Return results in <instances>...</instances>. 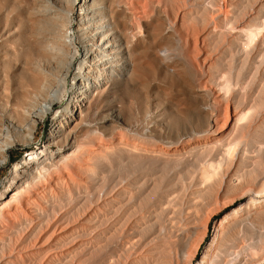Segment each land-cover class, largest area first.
Returning a JSON list of instances; mask_svg holds the SVG:
<instances>
[{
	"label": "rangeland",
	"instance_id": "obj_1",
	"mask_svg": "<svg viewBox=\"0 0 264 264\" xmlns=\"http://www.w3.org/2000/svg\"><path fill=\"white\" fill-rule=\"evenodd\" d=\"M147 1L148 10L135 12L138 19L131 28L132 38L144 44L138 75L131 80L125 79L126 75H118L114 84L121 87L118 93L103 97L84 112L75 141L84 165H76L73 180H57L52 184L41 201L42 209L34 216L37 227L49 225L50 231L53 227L61 228L53 244L62 251L48 256L53 264H180L178 238L183 236L192 242L203 232L193 264L210 238L216 220L230 207L215 202L218 181L230 190L240 180L255 174L251 169L258 153L255 146L248 145L245 136L217 145L206 133L192 129L193 133L186 138L196 137L199 141L179 148L177 141L171 143L162 132L150 135L141 131L149 123L150 128L156 124L164 127L152 115L154 104L171 119L179 117V128L183 123L188 129L191 108L198 103L193 84L202 82L207 87L214 86L217 64L232 60L233 72L249 83L247 106L242 110L243 123L258 116L264 108V98H261L264 93V0H226L225 8L220 7L221 0H184L191 16L181 28L190 36L195 30L202 31L204 36L206 64L200 65L197 73L183 56H175L172 65L167 66L160 60L161 50L157 57L153 54L151 46L158 24L164 23L160 27L163 32L168 27L161 4L167 7L170 0H162L161 4ZM39 2L0 0V122L13 137L9 157L0 165V179L11 170L13 162L20 161L31 150L44 149L43 144L51 150L57 147L46 142L52 128V112L32 113L30 135L19 126L18 137L25 136L27 143L13 135L12 125L16 123L13 110L9 114L5 112L10 110L8 104L18 99L33 103L40 98L31 90L37 85L29 80L26 68L33 59L30 53L36 55L35 36L30 33L37 26L32 22L37 18L35 10L40 7ZM47 2L50 8L55 6L54 0ZM237 25L241 28H236ZM188 50L200 63L202 57L195 55L196 50L192 46ZM211 57L213 60L209 62ZM233 93L234 100L241 102L243 91L237 83L233 85ZM117 95L132 101L131 107L121 110ZM59 107L60 102L55 101L51 109ZM146 111L151 116H143ZM135 116H141L140 120H135ZM105 118L111 122L104 121ZM122 119L132 122L135 130L128 129L124 139L119 140L115 136ZM190 122L195 126L194 120ZM209 154L213 155L212 159ZM208 161L213 162L212 169H207ZM253 217L233 219L235 223L231 220L226 224L210 264H230L229 259L236 256L237 244L241 245L242 252L236 264H249L260 257L264 251V228Z\"/></svg>",
	"mask_w": 264,
	"mask_h": 264
},
{
	"label": "bare ground",
	"instance_id": "obj_2",
	"mask_svg": "<svg viewBox=\"0 0 264 264\" xmlns=\"http://www.w3.org/2000/svg\"><path fill=\"white\" fill-rule=\"evenodd\" d=\"M47 1L40 0V7L35 10L37 18L32 24L37 26L33 30L34 34H30L35 36L36 55L30 53L33 59L26 67L29 80L37 85L36 89L31 87V90H35L34 94L40 95V98L34 99L36 102L33 103H24L18 99L8 104L10 110L5 112L9 114L8 111L13 110L16 116V123L12 127L17 140L26 138L18 137L21 133L19 126L24 127L27 135L32 134L33 122L29 124L32 113L43 115L52 112L53 123L46 142L55 143L57 147L51 150L48 145L43 144L44 149L31 150L20 161L13 162L11 170L0 179V264H53L48 256L62 251L53 244V239L61 228L53 227L50 231L49 225L37 227L34 216L42 209L41 201L52 184L57 180H73L72 172L76 165H84L75 143L84 112L89 111L92 104L103 97L117 94L121 89L114 85L118 75H126L127 80L135 78L142 61L144 44L140 39L132 38L131 28L138 19L135 12L148 10L147 0H54L53 8L48 6ZM149 1L162 3V0ZM226 3V0H221L220 7L225 8ZM161 7L168 27L163 32L160 27L164 23L158 24V32H155L151 46L153 54L156 56L161 50L163 53L160 60L167 66L172 65L175 56H183L191 70L197 73L199 66L206 64L203 33L195 30L190 36L181 28L191 16V9L184 0H170L167 7L162 4ZM236 28L241 27L237 25ZM189 46L196 50L195 55L202 57L200 63L189 52ZM212 60L211 57L208 61ZM233 70V60L227 64H217L213 75L216 78L214 86L208 84L207 87L202 82L193 84L197 89L194 93L198 103L191 108L189 121L186 123L188 129L183 123L179 128V117L171 119L167 112L161 113L154 104L155 112L152 115L164 127L156 124L150 128L152 124L149 123L141 131L150 135L162 132L171 143L177 141L179 148L199 141L196 137L186 138L193 133L192 129L197 133H206L209 140L217 145L245 136L248 145L255 146L258 153V159L251 169L255 173L252 177L240 180L230 190L221 181H218L217 187V182L215 202L219 206L230 207L216 220L210 238L193 264L211 263L213 251L218 247L217 243L223 234L222 230L231 220L240 221L251 215L264 228V108L259 111L258 116L243 123L242 110L247 106L246 89L249 83ZM234 83L242 88L241 102L234 100ZM24 92L22 94L26 95ZM117 98L121 110L131 107L132 101L127 102L121 95H117ZM261 98H264V93ZM55 101L60 102V107L52 110ZM138 103L141 105L139 101ZM247 113L248 110L245 111ZM143 116L147 118L151 114L146 111ZM140 118L141 116H135V120ZM191 120H194L195 126H192ZM104 121L111 122L108 118ZM121 122L115 136L119 140L124 139L128 129L135 130L132 122L124 119ZM24 142L27 143L26 139ZM12 145L10 130H5L0 122V165L8 159V151ZM157 147L161 148L160 144ZM176 149L177 147L174 148ZM209 158L212 159L213 155L209 154ZM212 168L213 162L208 161L207 169ZM211 173L208 171V174ZM227 181L229 183L230 180ZM202 235L203 232L192 242H188L183 236L178 238L176 247L182 256L180 264H191ZM236 250V256L229 259L230 264H236L240 259V244L236 245ZM249 264H264V251Z\"/></svg>",
	"mask_w": 264,
	"mask_h": 264
}]
</instances>
